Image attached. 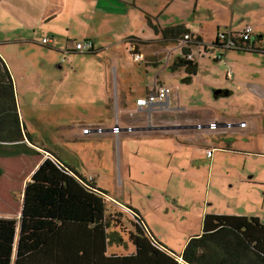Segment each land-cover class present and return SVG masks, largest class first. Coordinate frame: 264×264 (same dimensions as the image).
I'll return each mask as SVG.
<instances>
[{
    "label": "rangeland",
    "instance_id": "1",
    "mask_svg": "<svg viewBox=\"0 0 264 264\" xmlns=\"http://www.w3.org/2000/svg\"><path fill=\"white\" fill-rule=\"evenodd\" d=\"M177 2L175 8H169V15H173L178 24L185 16L188 22L199 20L198 25L208 40L216 36L218 27L223 30L240 29L251 24L264 32V0H200L197 7H194L193 0ZM209 8H212L213 17H210L211 14L206 15L208 10L205 9ZM176 11L178 14H174ZM18 31L28 37H35L48 32V27L31 30L21 28ZM40 42L43 45L42 39ZM18 47L19 44H8L10 59L19 53ZM27 47L29 60L15 66L14 72L20 94L17 97L22 105L20 114L26 122L24 124L30 134L31 144L50 148L75 163L79 160V165L83 161L81 169L87 174L85 176L91 174L95 177L93 180L105 191L109 202L108 218L121 227L116 231L124 241L122 244H109V252L129 253L134 250L130 240V232L134 230L131 219L126 213L117 218L112 216L115 211L122 210V207L116 206L122 203L135 208L144 217L151 235L176 255L182 253L187 237L202 232L207 213L232 214L246 210L249 216L262 215L264 221V62L260 61L263 57H253L249 61L236 57L235 62H221L214 58L219 51H212L204 57L196 55L199 72L192 82L185 80L187 72L184 68L175 73L164 71L168 74L167 83L175 91L170 109L129 115L130 123L138 121L145 126H170V123L185 118L203 116H212L218 123L231 121L226 122L234 126V130L226 133L235 139L237 152L218 149L215 151V164L211 168L202 158V147L197 142L196 132L189 133L190 136L180 134L179 139L172 136L175 142L176 139L186 142L190 138L195 143L190 153L183 148L179 155L173 149L166 150L167 145L173 144L172 137L159 139L158 142L137 138V143L130 142V145L139 150L125 155L123 145L122 154L114 139L104 142L101 138L103 135H84L82 126L78 124L83 119L77 112L92 105L90 100L103 105V78L89 71L87 75H93V82L90 83L70 71L71 60L63 63L64 69L58 67L63 58L62 53L56 56L55 66L43 60L46 47L38 48L30 43L23 45V48ZM222 51L237 53L225 49ZM88 54H78L74 64L80 65V69H94L93 66L100 61L107 62L96 54ZM35 57L36 61L33 60ZM144 62L141 66L145 70ZM235 65L239 66L238 76L234 74L235 77H227V70ZM241 67L245 68L242 73ZM259 90L262 92L259 93ZM59 99L64 102V115L61 109L58 111ZM241 122L245 124L241 125ZM205 137L213 146L225 144L221 140L222 132L207 133ZM245 140V147L250 152L240 151L243 147L241 142ZM162 145L165 153L160 152ZM6 148L9 153L0 154L5 156L0 158V168L3 170L0 175V217L15 219L19 225L26 183L49 153L42 148L28 155L25 153L27 148L19 147L21 152L14 154V145H7ZM187 157L191 158V163L186 160ZM252 173L254 176L251 179L254 180L250 182L248 176ZM239 175L245 181L237 180Z\"/></svg>",
    "mask_w": 264,
    "mask_h": 264
},
{
    "label": "crops",
    "instance_id": "2",
    "mask_svg": "<svg viewBox=\"0 0 264 264\" xmlns=\"http://www.w3.org/2000/svg\"><path fill=\"white\" fill-rule=\"evenodd\" d=\"M193 1L194 7H197L200 0ZM163 2L164 5H162ZM177 3V0H0V56L6 62L13 76L17 96H20V94L17 90L18 82L15 76L14 67L26 62V60H29L30 58L28 47L23 48V45L26 46L30 43L38 48L46 47L44 48L46 57L43 59L46 62L56 66V56H59L62 53V61L58 63L60 69H64L63 63L69 59L73 62L69 65L70 71L86 79L88 82H93V75H87L89 71L90 73H98L99 76L103 78V94L101 95L103 105H100L99 101L96 103L95 100H90L89 103L92 105L84 107V111L77 112L80 119H83V121L78 124L82 126V133L84 135H103L101 138L104 142L114 139V142L118 144L120 152L123 145L124 154L126 155L127 152L131 153L135 150H139L138 147L131 148L130 145V142L137 143V138H141V140L145 141H147L146 139H151V142H158L159 139L172 136L179 139L178 136L180 134L190 136L189 133L196 132V137L198 139L197 142L200 147H202V158L204 159V162H208L212 168L215 164V151L218 149L224 152H237L235 139L229 137L226 133L234 130H232L234 126H227V123L231 121H221L217 128L212 129L209 124L215 121V118L212 116H203L197 119L185 118L183 121L170 123V126H173L170 128L143 129V127H146V124L138 123V121L130 123L129 115L133 113L138 116V113L142 114L145 111L137 110V98L146 95L149 91L154 89L157 84L169 85L167 83L168 74L167 72L164 73L165 70L175 73L180 71L181 68H184L179 67L174 70L172 65L175 62H178L180 57H185L187 55L186 53L189 51L188 47H190V52L193 53L192 60H196V55L204 57L211 54L210 52L212 51H219L214 58L221 62L223 60H225V62H235L236 57L246 61L257 56L264 58V52H246L236 49H228V51L237 53H223V48H219L214 44L218 37H221L223 33L229 30L239 32L251 24L244 25L240 29L225 28L223 30L218 27L216 29V36L211 40H208L203 34L202 27L198 25V22L200 21L195 19L188 22L187 17L185 16L180 19L179 24L187 27L190 30L188 33H191L194 39L200 38L202 41L193 40L192 44L189 46L182 37L178 40L164 39L162 33H157L150 25L149 18L161 28L179 25L176 23V20H174V16L169 15L168 13L169 8H175ZM163 7L164 9H162ZM205 10H208V14H206L207 16L212 13V8ZM174 14H178L177 11ZM213 15L214 14H211L210 17H213ZM162 16H164V18H162ZM35 27H48V32L46 31L47 33H42V36L34 35L35 37H28L27 35H24V33L18 31L21 28L31 30ZM147 29H149V31L146 34ZM16 31L18 32L13 34V32ZM60 33L61 37L59 36ZM252 33L264 35L262 30L254 26ZM47 36L52 38V41L49 43H43V39ZM41 39L43 45L40 44ZM85 39L93 40V51L83 52L76 50V41ZM213 39L214 41L212 42ZM29 40H35L36 42L31 43ZM140 40H143L144 42ZM9 43L19 44V47L17 48L19 53L11 57L13 61H11L9 57V50H7ZM146 49L151 51H147ZM135 51L143 54L141 60L137 61L134 59L133 54ZM82 53L96 54L98 58H104L107 62L100 61L99 64L93 66L94 69H80V65L77 63L74 64V62L77 61L79 57L78 54ZM231 58H233V60H229ZM33 60L36 61L37 57ZM143 61H145V70L141 66ZM260 61L264 62V59H260ZM244 69L241 67L240 73H242ZM246 71H248V69H246ZM198 72L199 67L197 73ZM238 73L239 66H232L231 69L227 70V77H235L234 74H237L238 76ZM196 75L197 74L194 76ZM194 76H186L185 80L187 82H192ZM261 92L262 91L259 90V93ZM19 108L21 109L22 114L21 101H19ZM60 109L61 114L64 115L65 107L63 99H59L58 102V111H60ZM22 121L23 124H26L24 120ZM170 122H172V119ZM117 125L120 127V133H115L113 131L114 126ZM85 128H90V130L85 131ZM194 128H197L196 130L201 129L202 131H196ZM216 132H222L221 140L225 142L224 145L213 146L208 140H206L205 135L207 136V133ZM25 141L33 146L31 142H29V139L26 138ZM171 141L173 144L167 145L166 150L168 148L173 149L174 152H177V155L183 151V148L187 153H190L195 148V143H193L190 138L186 142H179L177 139L175 142L172 137ZM184 143H190V145H185ZM241 144H243V147L240 151L250 152L245 147L247 144L246 140L241 142ZM33 147L39 150L42 148L47 149V147L41 148L38 145L37 147ZM20 148H26V144L22 143ZM94 148L98 149L97 146ZM163 148L164 145L161 147V153H165ZM209 148H213L212 156H207L206 154V150ZM48 149L53 151L50 148ZM49 150L46 152H49ZM53 152L56 153L60 160L71 165L83 175H87L81 169L83 167V161L82 164L79 165V160L75 163L72 159H66L58 155L56 151ZM167 152L169 154V151ZM3 157L5 156H0V158ZM186 160L191 163L190 157H187ZM89 175L92 176L91 174ZM241 176L242 175H239L237 180H240V182L245 181L244 175V180H242ZM253 176L254 173L248 176V179L251 180L250 182H253L254 179H251ZM262 182L264 183V181ZM232 214L250 215L246 210L244 212H236ZM256 216L262 218V215L260 214H256ZM18 235L19 230L17 229L15 245L17 244ZM191 236L193 235L187 237L185 245Z\"/></svg>",
    "mask_w": 264,
    "mask_h": 264
},
{
    "label": "trees",
    "instance_id": "3",
    "mask_svg": "<svg viewBox=\"0 0 264 264\" xmlns=\"http://www.w3.org/2000/svg\"><path fill=\"white\" fill-rule=\"evenodd\" d=\"M149 23L167 40L183 39L190 32L182 24L161 28L150 18ZM229 38L230 33L225 32L214 44L225 50L264 52V45L258 43L261 35L244 40L235 37L237 46L227 45ZM235 40H240V47ZM179 67L192 77L199 64L180 57L172 65L174 70ZM26 138L32 143L21 118L13 76L0 56V154L9 153L8 144L15 146L14 154H19L22 143L26 144L25 153H37L39 150ZM48 153L26 183L20 224L0 217V264H264V221L258 216L207 213L202 232L191 236L183 252L176 255L151 235L144 217L125 204L116 205L122 210L112 216L126 213L131 219L134 250L109 252V244L124 241L116 231L120 226L108 218L105 191L93 178L60 160L55 152Z\"/></svg>",
    "mask_w": 264,
    "mask_h": 264
},
{
    "label": "built area",
    "instance_id": "4",
    "mask_svg": "<svg viewBox=\"0 0 264 264\" xmlns=\"http://www.w3.org/2000/svg\"><path fill=\"white\" fill-rule=\"evenodd\" d=\"M230 33V38L228 39V44L227 45H235L237 44L234 42L235 37H240L239 39H251L252 38V32H253V26L248 25L246 26L243 30H240L239 32L237 31H232L229 30L227 31ZM224 36V33L221 35V37ZM233 36V39H232ZM185 42H187V45H191L193 41V37L191 33H185L184 38ZM52 41V38L49 36L45 37L43 39V43H49ZM222 41V40H221ZM238 43V47L242 43H239L240 40H235ZM76 50L83 51V52H89L94 49V42L91 39H85V40H78L75 43ZM187 55L185 56L186 58L192 59L193 58V53L190 52V47H188ZM133 57L135 60H141L143 58V54L141 52L135 51L133 54ZM175 97V91L174 88L170 85L166 84H157L154 89L149 91L146 95L137 98L136 100V105H137V110H145V111H152L154 109H170V105L172 102V99ZM133 113H131L132 115ZM245 122H241V125H244ZM200 125V124H199ZM210 128L215 129L219 125L217 121H213L210 124ZM228 127H231L227 124ZM90 128H85V131H89ZM113 131L115 133H120V127L114 126ZM207 156H212L213 154V148H209L206 150ZM54 158V156H52ZM55 159V158H54ZM92 176H89V179H92Z\"/></svg>",
    "mask_w": 264,
    "mask_h": 264
},
{
    "label": "water",
    "instance_id": "5",
    "mask_svg": "<svg viewBox=\"0 0 264 264\" xmlns=\"http://www.w3.org/2000/svg\"><path fill=\"white\" fill-rule=\"evenodd\" d=\"M170 127H173V126H164V125H161V126H146V127H143V129H165V128H170Z\"/></svg>",
    "mask_w": 264,
    "mask_h": 264
},
{
    "label": "flooded vegetation",
    "instance_id": "6",
    "mask_svg": "<svg viewBox=\"0 0 264 264\" xmlns=\"http://www.w3.org/2000/svg\"><path fill=\"white\" fill-rule=\"evenodd\" d=\"M258 35H261V36L263 37V38L258 42L259 45H261V47H262V45H264V35H263V34H255V33H253L251 39H253L254 37H257ZM217 46H218V44H217ZM218 47H220V46H218ZM212 50H213V49H212ZM246 52H247V51H246Z\"/></svg>",
    "mask_w": 264,
    "mask_h": 264
},
{
    "label": "clouds",
    "instance_id": "7",
    "mask_svg": "<svg viewBox=\"0 0 264 264\" xmlns=\"http://www.w3.org/2000/svg\"><path fill=\"white\" fill-rule=\"evenodd\" d=\"M183 38H184V36H183Z\"/></svg>",
    "mask_w": 264,
    "mask_h": 264
}]
</instances>
